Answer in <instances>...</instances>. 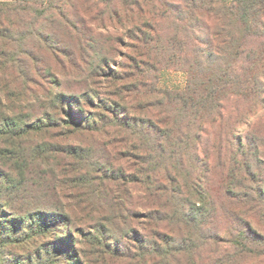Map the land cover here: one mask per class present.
Segmentation results:
<instances>
[{"label":"trees","instance_id":"obj_1","mask_svg":"<svg viewBox=\"0 0 264 264\" xmlns=\"http://www.w3.org/2000/svg\"><path fill=\"white\" fill-rule=\"evenodd\" d=\"M0 4L7 12L0 19L2 44L11 40L12 30L22 38L18 51L6 54L16 73L31 80L23 43L39 34L56 54L61 76L69 75L82 88L71 94L55 83L48 95L54 113L36 119L17 112L18 101L8 107L0 98V264H172L173 257L180 264L184 255L185 264H264V248H259L264 234L250 220L235 222L231 238L224 245L215 242L203 262L191 231L190 240L172 241L174 247L165 240L162 247L153 241L163 239L160 225L151 228L156 221L165 229L167 221H185V213L196 219L194 212L208 208V192H198L199 179L188 171L198 155L191 146L195 135L212 131L208 144L218 164L228 162L231 153L228 196L250 197L251 184L263 181L252 164L263 155L252 157L251 150L264 125V0ZM58 27L76 50H54L62 42L55 40ZM172 68L187 75L183 91L156 86L160 73ZM241 106L246 107L240 112ZM239 125L246 131L233 143ZM125 155L136 163L121 170ZM125 171L135 176L126 181ZM71 190L72 196L65 194ZM134 193L142 203L132 200ZM130 218H142L140 229L147 235ZM128 236L137 246L124 245ZM165 237L173 240L169 233Z\"/></svg>","mask_w":264,"mask_h":264},{"label":"rangeland","instance_id":"obj_2","mask_svg":"<svg viewBox=\"0 0 264 264\" xmlns=\"http://www.w3.org/2000/svg\"><path fill=\"white\" fill-rule=\"evenodd\" d=\"M1 5V4H0ZM6 11L0 10V19L6 17ZM11 19V18H10ZM12 19H16L13 18ZM17 27V26H16ZM18 30L10 31L11 34V40H6V44H2V40H0V50L2 53H5V56L0 55V98H2L3 102L8 105V107H16L13 104H16V101L19 102V107H17V112H22L23 115H27L31 117V119L36 118H42L47 113L53 114L52 104L49 105L48 103V95L49 91L54 89L55 83L58 81L60 83H63L64 87H68L70 89L71 94H76L79 91L80 86L77 87V85H73L71 78H69V75L61 76L62 70L59 66V61L55 59V55L50 54V48L49 45H47L46 41L43 42V39L40 38V35H36L35 37H28L24 39V51L30 54V57H26L25 64L27 65V68L29 72L31 71V80L23 79L20 75L16 73V70L12 67V63L10 61V57L6 56V54L11 53V51H18V40L22 39L17 33ZM56 41L58 40L60 45H57V49L54 50H62V49H70L72 50L75 48L76 45L73 43L71 39H69L66 36V32L63 28H59L56 30ZM14 36V38H13ZM22 36V35H21ZM8 37H4V39H7ZM60 39V40H59ZM26 45V47H25ZM72 46V47H70ZM119 47V46H118ZM72 48V49H71ZM119 49L126 51L125 48L119 47ZM78 51V49H77ZM60 52V51H58ZM60 55V53H58ZM121 61V60H118ZM84 67L83 65H81ZM69 68V67H68ZM47 71H50L53 76L52 77L47 75ZM71 72V71H70ZM74 72L72 71V75ZM97 86V85H96ZM96 86H93V89H95ZM159 89L162 90H170V91H183L187 86V75L183 73L182 71H175V69H166L160 73L159 78L157 79V85ZM71 87H73L74 90H71ZM75 87H77L75 89ZM82 89V88H80ZM69 95V94H68ZM20 103H23V106L20 108ZM230 105V103H228ZM226 106V104H225ZM246 107V106H245ZM241 106V109L239 110L241 112L242 108H245ZM15 109V108H14ZM85 111H88V113H91L93 109L86 108ZM226 115V113H225ZM230 117L228 116L226 120H229ZM121 122V118L119 119ZM124 121L122 123H128L129 121H126L123 118ZM131 122V121H130ZM203 125H205V121L202 122ZM231 125H233V122H229ZM252 123V122H251ZM253 123H256V120H253ZM228 124V123H226ZM257 125V124H252ZM226 128L224 126V123H222L221 127V135L222 132L226 131ZM217 130V128H216ZM246 131L245 125H239L235 129H233V133L231 135V140L234 143L236 139H238L240 136H242ZM216 133L215 131H213ZM198 133V132H197ZM206 133V132H205ZM212 131L210 133L205 135L202 134L201 138L199 136H196V144L191 143V146L195 147L197 149L196 153L197 158L195 159V165L190 168L188 171H190L193 178L199 179L197 190L200 192L202 190V193L208 192L209 194V200L206 201V204L204 207H208L206 210H203L202 212H194L192 216H196L194 219L193 217L190 218L188 214H184L183 216L186 218L185 221H180L177 218L173 221H167L169 223L170 227L166 228L164 225L159 224L160 222L156 221L151 226V228H156L157 225H160V230H162L163 233V239H158L157 237H153V241H156L160 246L165 247L168 241L169 244H174L172 241L175 242V244H181L185 240H190V237L187 236V232L191 231L190 234L194 235L192 237L191 243L195 247H199L197 253H199L200 260L203 262V257L207 256L208 249L213 246L215 242H220L221 245H224V240L227 241L228 238H231L230 232L232 230V227L235 222H244L245 220H250L253 223H256L262 228V233L264 234V125L258 127L257 129V141L256 146L254 144L253 149L251 150V156L255 157L256 154L263 155V158L259 160L252 161L253 164V170L255 171V174L258 173L257 168H260V172H262V178L263 181H260L259 178H257L250 186L251 193H253V189L255 192L250 195V197H235L236 194H233L231 196H228V193L226 192L227 188V181L229 176H232V162L230 160L231 153L228 157V162H223L222 164H218L216 159L214 158L213 151L210 149L211 143L208 144V140L210 138L209 135H211ZM217 134V133H216ZM246 135H244L245 137ZM249 136V135H248ZM222 138L224 139V135H222ZM201 140V141H200ZM66 141V139H65ZM195 145V146H194ZM196 145H198L196 147ZM258 145V146H257ZM223 146L227 150H231L230 143L223 142ZM234 147V144H233ZM258 149V153H256V149ZM259 157V156H258ZM63 158H61L62 161ZM126 155L120 160L121 170H127L125 167L126 163L132 164L134 161L126 160ZM136 163V161H134ZM135 166V165H133ZM124 179L128 181L129 178H133L135 174L128 173L127 171ZM119 173V172H118ZM104 176L110 177V174L104 173ZM225 182V183H224ZM116 185V184H113ZM119 185V184H118ZM129 187V186H128ZM209 187V188H208ZM233 192L238 193L239 191L236 189H233ZM75 191H65V194H68L69 196H72ZM245 193V192H244ZM132 200L135 201V203L141 202L140 193H134L132 196ZM257 197V198H256ZM104 199L108 200L109 198L104 197ZM49 201H52L49 200ZM71 202V199H64V203ZM142 203V202H141ZM124 206V205H123ZM253 207H257V211L253 210ZM137 208L134 207V211ZM133 210V209H131ZM141 212V210H139ZM145 211V210H143ZM232 213H238L242 214L244 213L241 218L239 217H232ZM166 215V214H165ZM164 215L161 214V218ZM156 218H158L155 215ZM237 218V220L235 219ZM142 218H134L129 220L131 225H133L136 229L140 231V233L147 235V232L145 233L141 228V220ZM187 223L189 225H187ZM95 225V224H92ZM120 226H122L119 223ZM197 228V233L194 232L193 229ZM188 230V231H187ZM84 231H88L86 228ZM135 231V230H134ZM169 233L170 238L172 237L173 240L165 237V234ZM186 234V235H185ZM143 236V235H142ZM152 237H150L151 239ZM136 239V237H134ZM259 239V238H258ZM249 242L253 243L252 236L248 237ZM256 241V239H254ZM163 241V242H162ZM260 245L259 248H264L263 242L259 239ZM190 242V241H189ZM189 242H187L189 244ZM206 242V243H205ZM209 242L212 244L209 245ZM124 245H133L135 246L134 242L132 241L131 237L128 236L124 240ZM226 245V244H225ZM137 246V244H136ZM184 246V244H183ZM174 260L170 259L169 262L172 260V264H177L176 258L173 257ZM188 257L186 255L182 256L180 258V264H185L187 262Z\"/></svg>","mask_w":264,"mask_h":264}]
</instances>
